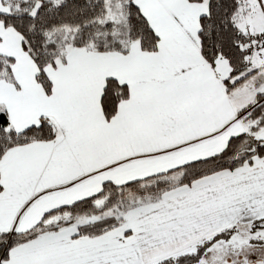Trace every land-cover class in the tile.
Segmentation results:
<instances>
[{
	"label": "snow or ice",
	"instance_id": "6c2138e0",
	"mask_svg": "<svg viewBox=\"0 0 264 264\" xmlns=\"http://www.w3.org/2000/svg\"><path fill=\"white\" fill-rule=\"evenodd\" d=\"M0 264H264V0H0Z\"/></svg>",
	"mask_w": 264,
	"mask_h": 264
}]
</instances>
